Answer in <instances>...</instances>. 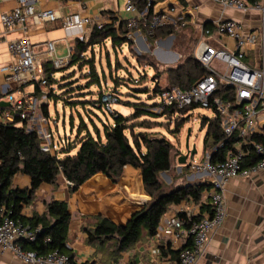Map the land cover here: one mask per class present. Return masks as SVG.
<instances>
[{
	"label": "built area",
	"instance_id": "2783aa9c",
	"mask_svg": "<svg viewBox=\"0 0 264 264\" xmlns=\"http://www.w3.org/2000/svg\"><path fill=\"white\" fill-rule=\"evenodd\" d=\"M39 0H16L11 10L0 12V23L4 31L19 29L21 35L7 42V50L12 58L9 63L0 66V74L4 80L0 83V90L8 106H0V122L13 123L20 126L26 122V128L31 130L29 123L36 122L37 92L47 95L50 90L48 79L44 72V64L49 61L55 69L65 67L70 58L72 48L65 57L55 54V41L44 43L43 54L47 60L40 58L37 46L27 34L30 24L43 25L60 23L67 28L90 27L102 29L106 24H113L118 29L121 20L107 22L99 21L92 16L79 12L59 14L55 9L37 7ZM80 1V0H76ZM125 0L124 10L132 13L125 19L126 32L122 35L127 42H136L137 33H144L145 37H152L158 28H177L187 25L186 13L174 4L163 10H155L156 0ZM218 3L222 10L233 8L241 11L256 10L260 14L258 27L244 31L242 24L235 19H220L214 22L213 29L218 35H225L234 40V49L226 50L213 46L207 38L211 30L201 26L200 36L195 44L192 57L205 69V73L194 80L187 87L172 85L162 88L158 93L159 111L166 108L185 109L201 107L213 112V117H220V127L227 138L235 136L238 147L235 149L226 144L224 159L212 162L211 152L205 154L204 162L186 164L193 173H206L207 188L203 196L208 200L207 209L197 213L195 205L185 203L172 204L175 209L168 208L162 216L157 228L158 232L171 233L172 244L179 250L177 264H195L205 249L215 230L225 221L227 215L226 187L230 180L245 178L264 171V143L252 139L251 135H264V3L257 1L247 4L244 0H211ZM194 10L197 5L192 6ZM116 25V26H115ZM83 32V31H82ZM81 32V34H82ZM79 35L80 40L84 36ZM259 45V65L251 67L243 61L246 52ZM219 61L225 65L223 73L217 72L210 66L212 61ZM32 87L26 91L24 87ZM223 87L227 90L219 93ZM228 92L232 94L226 95ZM101 103L112 112L111 104L117 102L116 96L103 93ZM179 113H176L177 115ZM40 118V117H39ZM42 121L47 122L41 118ZM40 139L42 150L53 153L51 134L42 128ZM216 147L213 148V151ZM258 156V160L249 165L250 156ZM66 184L72 183L66 179ZM183 214V216H179ZM185 222L188 226L185 227ZM39 227L33 229L20 218L8 215L0 217V247L11 251L14 256L25 263L38 264H77L75 259L66 253L54 249L46 254H37L33 250L25 249L22 241H33ZM156 233V232H155ZM180 235L186 237L190 243L181 247L178 243ZM157 235H153V239ZM46 241L49 238L45 239Z\"/></svg>",
	"mask_w": 264,
	"mask_h": 264
},
{
	"label": "crops",
	"instance_id": "0c3cea01",
	"mask_svg": "<svg viewBox=\"0 0 264 264\" xmlns=\"http://www.w3.org/2000/svg\"><path fill=\"white\" fill-rule=\"evenodd\" d=\"M120 1L123 2L124 9L125 0H39L37 7L55 9L59 14L79 12L99 21L106 20L114 23L125 20L119 15ZM244 1L247 4L257 1L264 3V0ZM171 4L179 10H184L187 25L172 28L173 32L165 36L145 37L144 33H137L135 42V51L138 55H145L156 64L174 63V65H168L169 69H174L170 75L169 85L162 88L172 85L187 87L205 73L204 67L192 57L201 26L210 28L211 33L207 40L213 46L233 50L234 40L225 35H218L213 29L214 22L220 19H235L242 24L246 32L258 27L259 24L258 11H241L233 8L223 11L218 3L211 0H156L155 10H163ZM15 5L16 0H0V12L11 10ZM194 5L198 6L197 10L192 8ZM81 32L86 40L91 32L90 27L65 29L60 23L55 22L43 25L30 24L27 34L30 41L32 40V43L37 46L40 58L47 60L43 54L44 43L47 40L55 41L56 56H66L69 54V51L66 54V47L70 50ZM19 35H21L19 29L4 31L1 25L0 66L12 60L6 51L7 42ZM149 40L151 44L154 43V46L149 43ZM259 51V45L251 48L246 52L243 61L251 67H258ZM214 62L221 64L216 60ZM3 80L4 77L0 74V83ZM24 89L31 91L32 87H24ZM39 117L41 116H37L36 123H40ZM238 145L235 142L231 146L236 149ZM207 152L209 151L205 152L203 147V153ZM179 156H181L180 152L176 155L177 162ZM186 181L182 186L190 184L208 187L206 173H193L189 168ZM12 184L19 189L29 190L31 178L27 174L17 173L12 178ZM204 190L198 202L190 200L179 203L187 205L193 203L197 213H202L208 207V200L203 196ZM226 199L225 221L213 232L205 252L195 264H264V171L249 177L230 180L226 187ZM52 200H62L67 203L71 217L68 223L66 245L77 264H177L178 255L172 253L177 249L172 244L171 233L158 232V228L154 233L157 235L154 239V234H144L131 248L117 253L114 252V239L102 245L88 242V230L95 227L98 216L106 217L113 224L122 226L135 211L141 209L150 200V196L143 187L140 171L131 165L124 166L116 180L102 173L95 174L74 192L69 191V185L66 184L64 176H61L55 185L42 182L35 189L32 201L29 204H22L20 214L26 219L35 214L41 215L46 210V203ZM169 208L175 209L176 206L170 205ZM178 243L183 247L188 246L190 241L180 235ZM0 264L38 263L22 262L11 251L0 247Z\"/></svg>",
	"mask_w": 264,
	"mask_h": 264
},
{
	"label": "trees",
	"instance_id": "16d2710c",
	"mask_svg": "<svg viewBox=\"0 0 264 264\" xmlns=\"http://www.w3.org/2000/svg\"><path fill=\"white\" fill-rule=\"evenodd\" d=\"M125 27V20H121L118 29L114 28L113 24H106L102 29L93 28L86 40L76 38L69 62L60 70H68L76 64L88 65L87 77L90 81L88 86L96 84L100 87V77L96 71L94 58H86L87 49L94 45H104L105 40L110 38L116 50V42H119L118 46H120L126 41L122 38L126 32ZM172 32V28L169 27L158 28L154 35L165 36ZM154 35L152 37H155ZM137 60L145 61V66L150 65L158 70L157 64L153 60H148L145 55H137ZM57 71L59 70L55 69L51 62L47 61L44 64V72L50 86L49 93L46 95L49 98L52 94L54 95L52 84L57 81L54 76ZM168 71L171 75L174 69ZM161 89L162 87L156 85L153 91L159 93ZM225 90L227 89L221 87L219 93ZM36 92L38 93V90ZM111 93L117 96L112 89ZM102 94L101 92L100 98ZM228 94L232 93L228 92L224 96ZM100 98L98 100L99 109L102 107ZM64 101L65 104H73V102L69 103L67 99ZM131 105L134 107V111L129 115L115 111L109 112L112 122H102V132L93 123L95 134L92 135L87 126L84 125L82 130H78V137L83 130H86V134L80 136L74 146H69L68 142L53 153L42 150L40 134L34 128L28 130L26 122L20 126L0 122V217L9 214L13 218H20L33 229L39 227L33 241L21 242L25 249L33 250L37 254H46L58 249L72 257L66 245L71 214L65 201H49L46 203V210L43 214H35L31 218L26 219L20 214L22 204H29L32 201L34 191L40 183L46 182L55 185L61 176L72 183L69 185V191L74 192L80 185L98 173L116 180L126 165H131L140 171L143 187L151 199L141 209L135 211L122 226L113 224L106 217L98 216L95 227L88 230L89 243L102 245L114 239L115 253L131 248L144 234L153 235L170 205L181 201L198 202L200 200L206 185L182 186L180 184L171 190H164L167 184L159 179V175L162 171L167 173L171 170L174 146L168 139L150 132L146 127L145 130L135 133L134 120L145 114L152 118L156 117L151 112L139 111L136 107L137 104ZM188 110L189 108L177 109L172 107L166 108L160 113L162 117L172 118L176 113L183 114ZM41 112L48 117L47 104L41 105ZM183 120L184 118L177 119V121ZM220 121L221 119L217 115L213 118L203 116L201 119L202 126L206 125L203 140L204 151L211 152L210 159L212 162L224 159V146L226 144L232 145L237 142L235 136L226 137L220 127ZM180 126L181 123H177L175 131L178 132ZM52 137L51 133V140H53ZM251 138L264 143V135H251ZM77 145L78 148L75 153L71 154ZM215 147L216 150L213 151ZM58 153H63L64 156L60 157ZM257 160L258 156L251 154L250 162L244 163V166H249ZM184 169L188 170V166L184 165L181 173L184 172ZM17 173L30 176L31 188L29 190L13 186L12 178ZM179 216H183V214H179ZM184 226L187 227L188 223L185 222ZM46 238L49 240L46 241ZM172 253L178 255L179 250Z\"/></svg>",
	"mask_w": 264,
	"mask_h": 264
},
{
	"label": "rangeland",
	"instance_id": "374dc122",
	"mask_svg": "<svg viewBox=\"0 0 264 264\" xmlns=\"http://www.w3.org/2000/svg\"><path fill=\"white\" fill-rule=\"evenodd\" d=\"M122 3V1L119 2V15L121 18L127 19L132 13L126 12ZM149 43L151 44L150 40ZM118 44L119 42H116L117 49L115 50L111 39L108 38L105 40L104 45H94L87 49L86 58H94L96 71L100 77V87L96 84L88 86L90 82L87 77L88 65L76 64L68 70L62 69L61 71L58 69L56 76L54 75L57 81L52 84L54 95L52 94L50 98L39 92L36 95L38 99L36 116L40 115L39 120L45 118L47 122L42 121L41 126L40 123L36 122L29 123V125L36 129L39 134L43 131L42 128H45L47 133H52L53 140H51L50 146H54L56 151L68 142L69 146H74L78 138L86 134V130H83L78 137V130H82L84 125L94 135L93 123L102 132V122H112L111 115L104 104L102 103L101 109L98 107L101 92L107 94L112 89L117 95L116 99H119L111 104L113 111L129 115L134 111L131 104H137L136 107L139 111L151 112L156 117L152 118L145 114L134 120L135 133L145 130L146 127L150 132L165 137L173 144L172 168L165 175H159V179L167 184L164 190H171L177 185L187 182L186 174L188 170L184 169V172L181 173L176 159V153L186 154V141H188L190 149L194 148L196 150L192 158L188 156L186 164L205 161L203 140L206 125L202 126L201 119L203 116L213 117V112L205 108L194 107L183 114L174 115L172 118L162 117L157 105L159 104L158 93L154 92L153 89L156 85L159 87L169 85L168 65H174V63L167 65L158 63V70H156L153 66H145V61L137 60L138 54L135 51V43L125 41L120 46ZM151 45L154 46V43ZM68 49L66 47V54L69 51ZM6 51L8 52L7 48ZM61 57H65V55ZM148 60L152 59L148 57ZM210 66L219 73H223L225 69L223 63L218 64L214 61L211 62ZM0 94L2 95L0 100H3L4 95ZM65 99L69 103L73 102V104H65ZM44 103L47 104L48 117L41 112V105ZM180 118H184V120L177 121ZM177 123H181L178 132L175 131ZM77 148L78 145L71 154H74ZM58 155L60 157L64 156L63 153H58ZM183 166H181V170Z\"/></svg>",
	"mask_w": 264,
	"mask_h": 264
},
{
	"label": "water",
	"instance_id": "95a60500",
	"mask_svg": "<svg viewBox=\"0 0 264 264\" xmlns=\"http://www.w3.org/2000/svg\"><path fill=\"white\" fill-rule=\"evenodd\" d=\"M4 105H10V104H9V102L0 100V106H4ZM185 149H186V154L178 157L179 168H181L182 165H186V160H187L188 156H190L192 158L193 155L196 153V150L194 148L193 149L189 148L188 141H186ZM165 174H166V171H162L160 173V175H165ZM188 185H190V184H188Z\"/></svg>",
	"mask_w": 264,
	"mask_h": 264
}]
</instances>
